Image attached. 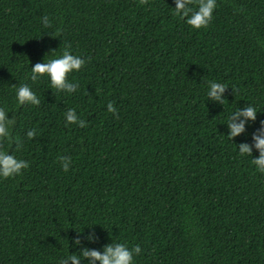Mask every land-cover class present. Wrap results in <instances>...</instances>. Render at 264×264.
<instances>
[{
  "label": "trees",
  "instance_id": "trees-1",
  "mask_svg": "<svg viewBox=\"0 0 264 264\" xmlns=\"http://www.w3.org/2000/svg\"><path fill=\"white\" fill-rule=\"evenodd\" d=\"M172 6L0 0V106L15 115L16 154L30 162L0 179V264H57L110 240L139 244L135 264H264V173L234 144L264 119V0H216L201 29ZM65 45L86 57L68 74L80 85L70 94L30 79L34 63ZM208 80L229 86L223 106L205 100ZM21 83L39 105L16 104ZM247 103L257 120L230 140L227 113ZM67 107L87 126L66 125Z\"/></svg>",
  "mask_w": 264,
  "mask_h": 264
},
{
  "label": "clouds",
  "instance_id": "clouds-1",
  "mask_svg": "<svg viewBox=\"0 0 264 264\" xmlns=\"http://www.w3.org/2000/svg\"><path fill=\"white\" fill-rule=\"evenodd\" d=\"M172 14L182 19L184 23L192 29H201L206 27L213 19V11L216 8V0H173ZM42 28H49L52 22L48 15L41 17ZM55 37V36H53ZM86 63V57L75 54L70 50V46L65 45L59 53L53 52L48 59H42L40 62L34 63L31 69L30 79L36 81L46 76L50 89L58 92L75 93L79 88V82L75 79H69V73L79 72ZM205 91V100L209 103L224 105L226 98V89L229 86L225 82L219 80H208ZM232 91V89H231ZM15 101L17 105H39L40 97L33 91L32 87L27 83H21L15 87ZM107 111L116 113V108L112 102H108ZM259 108L253 103H247L242 107H235L227 113L226 117V136L231 140L237 136L246 133L247 127L251 122L257 120ZM5 106H0V143L8 145L15 143V149L9 151L8 146H0V179L18 176L22 170L29 167V161L20 158L16 153L20 151L22 142L12 136V129L16 123L15 115ZM64 122L68 124H76L79 127H85L86 121L81 118L74 107H67L63 113ZM259 126L255 128L250 139H242L238 143H234L241 157H251L250 163L255 170L264 173V119H260ZM36 135L34 128H28L25 136L28 139ZM257 153L253 155V151ZM61 168L68 171L72 163L71 157L59 156ZM91 225H87L91 227ZM83 230L77 231L76 236L72 237V245H80V235ZM94 233L89 232L86 239L92 241ZM142 248L139 244L131 247L126 242L112 241L104 243L100 248H90L82 246L79 251H74L68 255L58 257L57 264H80L81 260H86L87 264H135V257L140 255Z\"/></svg>",
  "mask_w": 264,
  "mask_h": 264
}]
</instances>
